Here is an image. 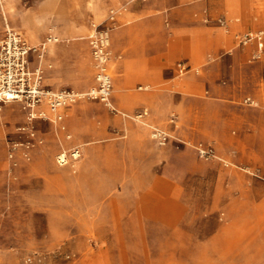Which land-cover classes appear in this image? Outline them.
Returning <instances> with one entry per match:
<instances>
[{
    "label": "rangeland",
    "instance_id": "374dc122",
    "mask_svg": "<svg viewBox=\"0 0 264 264\" xmlns=\"http://www.w3.org/2000/svg\"><path fill=\"white\" fill-rule=\"evenodd\" d=\"M100 1L97 13L99 0H0V40L21 32L36 47L28 66L42 69L50 89L95 85L89 36L108 25L116 109L76 100L65 109L66 139L47 119L29 121L19 102H0V264H264V154L233 147L234 127L227 141L210 127L212 108L221 104L226 116L244 108V96H214L212 81L194 82L169 91L163 112L162 98L123 66L152 51L153 33L168 36L186 19H224L237 44L238 33L264 28V0H223L210 13L220 0ZM184 59L168 68L172 81L203 75L195 65L177 76ZM153 127L169 135L164 144ZM198 144L216 157H201ZM74 145L79 159L59 165L56 156ZM237 152L248 161L234 162Z\"/></svg>",
    "mask_w": 264,
    "mask_h": 264
},
{
    "label": "crops",
    "instance_id": "0c3cea01",
    "mask_svg": "<svg viewBox=\"0 0 264 264\" xmlns=\"http://www.w3.org/2000/svg\"><path fill=\"white\" fill-rule=\"evenodd\" d=\"M101 5L99 0L100 8ZM208 7L209 13L216 12L224 9L226 2L214 1ZM186 22L173 27L168 36L153 33V41L148 43V47H152L151 52L146 56L134 52L130 59H126L123 66L125 70L129 68L130 80L147 83L155 97L162 98L163 112L167 111L165 97L169 91L181 94L194 89L195 83L203 81H212L208 91L214 96L223 95L232 100L242 95L243 98L250 97L256 105L244 104V108L229 109L226 116L221 104L212 108L211 134L227 141L224 131L234 127L233 147L242 143L247 152L254 150L264 154V51L258 59L252 60L251 56L256 51L255 44H236L231 35L234 27L226 32L212 22L205 24L188 19ZM180 57L185 58L189 66H203V75H195L196 80L186 77L178 82L172 81L166 73L170 65ZM215 79H219L220 83L213 82ZM221 80L225 84H221ZM156 105L160 108L159 104ZM241 159L248 161L240 152L232 158L237 163Z\"/></svg>",
    "mask_w": 264,
    "mask_h": 264
},
{
    "label": "built area",
    "instance_id": "2783aa9c",
    "mask_svg": "<svg viewBox=\"0 0 264 264\" xmlns=\"http://www.w3.org/2000/svg\"><path fill=\"white\" fill-rule=\"evenodd\" d=\"M204 14L206 12L204 11ZM207 20V15L205 16ZM110 20H113L110 17ZM223 26L224 19L218 20ZM109 32L110 27L105 25L100 29H94L89 36V46L91 57L95 69V85L85 92L77 93L73 90L59 89L53 90L43 83L42 69L37 66H28V57L31 52L36 51L27 43L24 36L19 31H7L0 40V102L15 101L22 105L28 120L42 118L50 121L57 133H62L66 139H70L67 133L65 119V109L80 98L95 99L102 102L111 110H116L112 104V79L109 73ZM56 40L49 37L48 41ZM238 45L255 44L256 51L251 59H258L264 51V28L256 30H246L235 36ZM190 66L185 61L176 64L177 76L188 73ZM243 104L256 105L250 97L242 99ZM143 114H145L143 112ZM139 117L142 115H138ZM150 136L159 144H164L169 135L157 127L151 129ZM201 157H216L211 147L198 144L196 147ZM231 154H235L232 151ZM80 157L79 146L74 145L62 149L56 156L59 165L73 164Z\"/></svg>",
    "mask_w": 264,
    "mask_h": 264
},
{
    "label": "bare ground",
    "instance_id": "6f19581e",
    "mask_svg": "<svg viewBox=\"0 0 264 264\" xmlns=\"http://www.w3.org/2000/svg\"><path fill=\"white\" fill-rule=\"evenodd\" d=\"M93 9L96 12H100L101 11V8H100L99 4H97V5L95 4V6L93 7Z\"/></svg>",
    "mask_w": 264,
    "mask_h": 264
}]
</instances>
